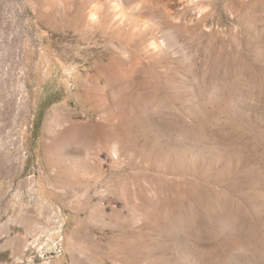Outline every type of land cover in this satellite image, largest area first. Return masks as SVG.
I'll use <instances>...</instances> for the list:
<instances>
[{
  "label": "rangeland",
  "instance_id": "rangeland-1",
  "mask_svg": "<svg viewBox=\"0 0 264 264\" xmlns=\"http://www.w3.org/2000/svg\"><path fill=\"white\" fill-rule=\"evenodd\" d=\"M0 248L264 264V0H0Z\"/></svg>",
  "mask_w": 264,
  "mask_h": 264
},
{
  "label": "crops",
  "instance_id": "crops-1",
  "mask_svg": "<svg viewBox=\"0 0 264 264\" xmlns=\"http://www.w3.org/2000/svg\"><path fill=\"white\" fill-rule=\"evenodd\" d=\"M7 248V247H6ZM2 251H0V252H4V251H6V250H3L2 248H0Z\"/></svg>",
  "mask_w": 264,
  "mask_h": 264
}]
</instances>
